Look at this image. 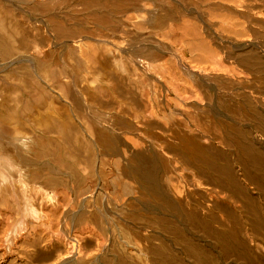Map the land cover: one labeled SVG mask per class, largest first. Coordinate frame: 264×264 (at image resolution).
<instances>
[{"label":"bare ground","instance_id":"1","mask_svg":"<svg viewBox=\"0 0 264 264\" xmlns=\"http://www.w3.org/2000/svg\"><path fill=\"white\" fill-rule=\"evenodd\" d=\"M0 264H264V0H0Z\"/></svg>","mask_w":264,"mask_h":264}]
</instances>
